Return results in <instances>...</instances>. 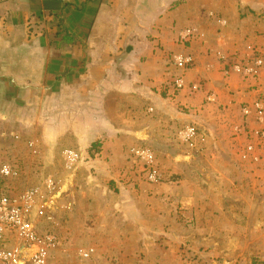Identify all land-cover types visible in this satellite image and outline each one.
I'll list each match as a JSON object with an SVG mask.
<instances>
[{
	"label": "crops",
	"instance_id": "0c3cea01",
	"mask_svg": "<svg viewBox=\"0 0 264 264\" xmlns=\"http://www.w3.org/2000/svg\"><path fill=\"white\" fill-rule=\"evenodd\" d=\"M172 1L0 0V120L21 129L27 157L32 156L26 138L39 143V136L47 137L60 155L72 149L78 164L119 186L131 164L130 149L148 146L167 153L166 177L181 167H197L194 161L174 162L168 154L174 125L192 121L207 130L201 133L202 152L211 144L218 152L224 144L241 158L249 143L244 135L253 127L243 130L241 119L251 114L244 116L241 107L264 100V77L244 81L231 65L252 53L264 54V0H242L241 13L219 31L204 24L196 0L173 6ZM186 31L192 35L184 39ZM173 53H191L194 64L170 97V80L179 74L168 60ZM207 93L214 95L213 105H203ZM18 150L0 144V163L17 168L13 154ZM185 179L157 185L139 181L137 191L120 192L127 202L114 210L121 216L112 221L114 230L121 224L144 232L146 243H154L156 233L162 234L158 243H204L196 235L197 222L190 229L183 224L190 217L185 225L191 226L196 216L195 195L185 188Z\"/></svg>",
	"mask_w": 264,
	"mask_h": 264
},
{
	"label": "rangeland",
	"instance_id": "374dc122",
	"mask_svg": "<svg viewBox=\"0 0 264 264\" xmlns=\"http://www.w3.org/2000/svg\"><path fill=\"white\" fill-rule=\"evenodd\" d=\"M178 1L173 0L170 5ZM196 1L202 8V17L206 20L204 24L207 28L216 27V31L237 18V12L242 10V0ZM216 7L221 10H214ZM215 102L216 99L210 101L206 98L203 105ZM186 113L190 114V111ZM250 116H242L244 131L248 130L247 126H258L254 115ZM189 124L195 125L200 133L207 131L195 122L190 121ZM179 127L180 123L174 125L168 136L169 157L174 162L194 161L197 167H181L182 173H168L166 178L162 173L169 163L167 153L152 149L160 173V180L153 183L146 179L143 162L134 161L129 152L131 164L125 169L124 180L118 181L121 184L118 186L117 180L99 177L94 168L78 163L72 169L64 168L58 146L51 147V140L47 137L39 136V143L34 137H25L35 141L39 148L35 157H27L21 151V129L17 125L3 124L0 120V144L9 149L19 147L18 155L13 154L19 176L8 181L11 190L39 184L46 174H51L57 181L58 193L53 211L58 221L55 230L59 246L53 253V264H212V260L216 264H224L223 261L226 264H264V147L257 146V140L246 132L244 140L253 144L256 142L257 147L248 161L241 159L238 152L227 151L224 144L218 147V152L213 148L215 144H211L213 150L202 152L201 149L206 146L201 145V141L197 143L198 149H190L178 141L176 131ZM222 140L225 142L227 138ZM183 175L189 178L185 179V188L195 195L196 211L190 223L192 227L185 225L191 221L188 220L190 217H184L187 222L183 221V224L190 229L197 222L200 230L196 235L203 238L204 243H158L161 233L155 234L158 238H153L154 243H146L148 238L144 232L127 231L121 224L119 231L114 230L112 221L117 216L121 218L120 215L115 216L118 212L114 210L127 202L120 192L137 191L139 181L157 185L164 179L171 180L173 177L177 180ZM110 181L114 184L111 185ZM82 250L89 253L88 257L80 254Z\"/></svg>",
	"mask_w": 264,
	"mask_h": 264
},
{
	"label": "built area",
	"instance_id": "2783aa9c",
	"mask_svg": "<svg viewBox=\"0 0 264 264\" xmlns=\"http://www.w3.org/2000/svg\"><path fill=\"white\" fill-rule=\"evenodd\" d=\"M225 23L224 20H221ZM192 35L186 31L182 38ZM217 55L226 60L227 57L217 52ZM172 66L180 71L173 75L170 86L173 90L170 97H174L183 87V71L194 64L191 53H173L168 57ZM232 69L243 79L258 80L264 77V54L252 53L241 57L231 65ZM228 75V69H224ZM191 90L197 85L192 84ZM207 100L215 99L213 94L207 95ZM244 116L254 115L258 126L252 127L249 133L260 144L264 142V100L257 98L241 107ZM260 125V126H259ZM179 142L196 149L197 143L203 141L202 134L193 124H183L176 131ZM30 155L38 153L36 143L27 140ZM253 143H248L241 151L242 159H249L253 152ZM130 153L134 161L138 159L144 164L146 179L149 182L160 180L159 169L155 163V156L151 149L146 147H132ZM61 157L63 166L72 169L77 163V153L72 149H64ZM19 171L12 164L0 163V264H53V253L59 246L56 229L57 219L53 205L57 197V181L51 174L42 177L39 184L26 186L21 190H11L7 185L10 179H16ZM83 257H88L87 251H81Z\"/></svg>",
	"mask_w": 264,
	"mask_h": 264
}]
</instances>
